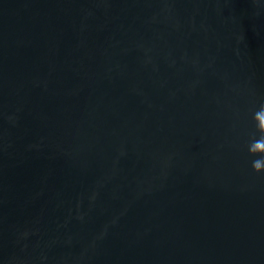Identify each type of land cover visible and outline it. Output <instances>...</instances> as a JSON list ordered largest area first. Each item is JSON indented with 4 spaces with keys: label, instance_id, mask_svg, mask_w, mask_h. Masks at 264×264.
Masks as SVG:
<instances>
[{
    "label": "water",
    "instance_id": "1",
    "mask_svg": "<svg viewBox=\"0 0 264 264\" xmlns=\"http://www.w3.org/2000/svg\"><path fill=\"white\" fill-rule=\"evenodd\" d=\"M0 264H264V0H0Z\"/></svg>",
    "mask_w": 264,
    "mask_h": 264
}]
</instances>
